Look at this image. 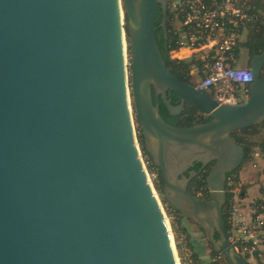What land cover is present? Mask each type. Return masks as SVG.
<instances>
[{
  "label": "water",
  "instance_id": "95a60500",
  "mask_svg": "<svg viewBox=\"0 0 264 264\" xmlns=\"http://www.w3.org/2000/svg\"><path fill=\"white\" fill-rule=\"evenodd\" d=\"M168 3L0 0V264H179L133 109L167 203L226 264H251L223 211L227 175L245 158L234 133L264 123V52L250 58L249 96L220 103L167 66L156 20L160 9L167 47ZM160 102L209 120L173 125ZM195 163L211 165L204 198L183 174Z\"/></svg>",
  "mask_w": 264,
  "mask_h": 264
},
{
  "label": "built area",
  "instance_id": "2783aa9c",
  "mask_svg": "<svg viewBox=\"0 0 264 264\" xmlns=\"http://www.w3.org/2000/svg\"><path fill=\"white\" fill-rule=\"evenodd\" d=\"M261 4L264 0H169L175 22L169 32L175 44L172 51L189 53L186 57L195 61L193 70L202 75L196 87L220 103L237 104L249 96L254 76L250 66L241 65L242 43L251 30L264 27ZM133 119L136 123L135 116ZM135 131L139 136L140 129L135 126ZM257 145L243 163L251 176L257 177L250 181L256 188L254 197L248 199L249 191L243 189L238 175L230 179V199L224 207L228 238L248 262L264 251V143ZM141 157L155 188L158 170L151 167L149 156L142 150ZM196 194L202 197L203 191Z\"/></svg>",
  "mask_w": 264,
  "mask_h": 264
},
{
  "label": "trees",
  "instance_id": "16d2710c",
  "mask_svg": "<svg viewBox=\"0 0 264 264\" xmlns=\"http://www.w3.org/2000/svg\"><path fill=\"white\" fill-rule=\"evenodd\" d=\"M261 5L264 6V4H261ZM161 18H162V14L160 12V9H158L156 26H159V24L161 22ZM156 37L158 40V44L161 48V51L163 53L164 59L167 63V66L169 67L170 71L173 74H175L178 78H180L186 82L196 83V80H194V73H193V65H194L195 61L193 59H178V58L171 59L170 51L175 49L174 39L170 34L168 46L165 47V40L163 38V32H162L161 27H158ZM242 46L246 50V52L248 53V64H249L250 58L253 55L260 54V53L264 52V27H262L259 30H256V29L251 30L248 34L246 41H244L242 43ZM263 72H264V68H263ZM172 104H176V101H172ZM160 113H161L162 117L167 122H169L173 125H177V126H189V125H194V124L206 122L209 120V118H206L195 106H192V105H188L186 111L183 112L182 114L177 115V116H172L169 114V112L166 109V107L164 106V104L162 102H160ZM262 129H264V123L260 124V125L251 126V127L239 130V131L234 133V136L236 137L237 141L245 147L244 162H246V159H247V157L251 151L252 146L258 143L257 140L251 141L248 138L255 137L256 135L260 134L262 132ZM139 139H140L141 144L143 145L144 153L146 155H148L150 158L151 167L157 168L155 166V164L153 163L151 155H149V153L144 148V139H143V136L141 135V133L139 135ZM242 166H243V164L239 168L234 170L232 173H229L227 175L228 180L236 179L238 176V173L240 172V170L242 168ZM200 168H201V164L196 163L195 170L198 171V170H200ZM157 170H158L157 189L162 194L163 193L162 192L163 180H162V177H161V174H160V171L158 168H157ZM206 175H207V172L204 174L200 173L191 182V188L195 192L197 190H202L206 194V192H207L206 191V185H207L206 184ZM245 188L246 187H244V189ZM163 199H164V197H163ZM164 201H166V200L164 199ZM171 209H172V211L178 213V211H176L172 206H171ZM178 214L180 217H183L180 213H178ZM223 214H224L225 223L227 225L226 212L224 211ZM180 221H182V220L180 219ZM227 227H228V225H227ZM185 230L187 231L186 227H185ZM218 237H219V234L216 233V238H218ZM212 252L216 255H219L213 249H212Z\"/></svg>",
  "mask_w": 264,
  "mask_h": 264
},
{
  "label": "rangeland",
  "instance_id": "374dc122",
  "mask_svg": "<svg viewBox=\"0 0 264 264\" xmlns=\"http://www.w3.org/2000/svg\"><path fill=\"white\" fill-rule=\"evenodd\" d=\"M170 54L172 55V57L178 58V59L180 58L181 59L182 58L191 59V57H186L189 54L188 52L176 53V52L170 51ZM127 57H128V62H127L128 75L130 77L131 65H130L129 50H127ZM244 58H245L244 55H242L241 56L242 62ZM193 73H194V80L198 81L202 78V75L199 74L198 71L193 70ZM132 112H133V116H135L134 109ZM135 126L137 129H139V125L137 122L135 123ZM248 139H250L251 141L257 140L258 145L264 143V129H262V132L260 134L256 135L255 137L248 138ZM138 140H139V137H138ZM257 144L252 146L251 151L253 150V147H255ZM140 147L143 151L142 144L140 145ZM245 164L242 166L238 175L239 177H241L242 187H246V189H248L249 187L252 186L250 181L255 180L257 177L251 176L249 167L248 165H245ZM148 171L149 173H151L152 170L148 168ZM154 186H155V189L157 190V186L155 183H154ZM254 192H255V189L253 188L251 190V193H254ZM157 195L159 196L163 209L165 210L166 215H167V220H168V224L170 227L172 240H173L175 252L179 260V263L180 264H226L224 259L219 258L218 255L212 252L211 245L207 241L205 232L199 226V224L196 223L191 218L180 217L178 213L172 211L171 205L167 203L166 201H164L163 194H161L160 191H158ZM180 219L182 221H180ZM185 227L187 228V231L185 230ZM253 256H257L260 264H264V262H262L259 259V256H260V258L264 260V251L263 252L259 251L257 255L254 254ZM251 259H252L253 264H257L256 260L253 257Z\"/></svg>",
  "mask_w": 264,
  "mask_h": 264
},
{
  "label": "flooded vegetation",
  "instance_id": "af4514ba",
  "mask_svg": "<svg viewBox=\"0 0 264 264\" xmlns=\"http://www.w3.org/2000/svg\"><path fill=\"white\" fill-rule=\"evenodd\" d=\"M162 18H161V22H160V24H159V26H157V29H158V27H161V29L163 30V28H162ZM166 26H167V29H168V31L170 32V30L173 28V26H174V18H173V15H172V13H171V11H170V9L168 8V15H167V17H166ZM156 33H157V30H156ZM169 36H170V33H169ZM170 98L172 99V101H176V104L178 105L180 102H179V99L177 98V96L174 94V93H172L171 95H170ZM188 106V105H187ZM206 118H208V117H206ZM195 165H196V163H195ZM210 166L211 165H207L206 167H204V168H200V170H195V166L194 167H190L188 170H186L183 174L185 175V176H191L192 178H191V180H190V182H189V186H188V189L191 191V192H193V193H195L196 194V192L191 188V182L193 181V179L195 178V177H197L200 173H202V174H204V173H208V171H209V169H210ZM191 172H196V174L195 175H190L191 174ZM229 183H230V180H228V178H227V181H226V188H225V190H226V193H227V197H228V200L230 199V193L227 191V189L229 188ZM206 194L203 192V195H202V197L204 198V197H207V195L209 194V189H208V187H207V185H206ZM175 209V208H174ZM177 211V210H176ZM179 213V212H178ZM200 226V225H199ZM201 227V226H200ZM219 256V258H222V259H224L221 255H218ZM259 259L262 261V262H264V260L263 259H261L260 258V256H259ZM225 261V260H224ZM250 262V261H249ZM251 264H253V262H250ZM256 263L257 264H260V262L258 261V258H256Z\"/></svg>",
  "mask_w": 264,
  "mask_h": 264
},
{
  "label": "crops",
  "instance_id": "0c3cea01",
  "mask_svg": "<svg viewBox=\"0 0 264 264\" xmlns=\"http://www.w3.org/2000/svg\"><path fill=\"white\" fill-rule=\"evenodd\" d=\"M246 41V40H245ZM242 55H244V60H243V62H242V60H241V65L242 66H249V64H248V53L246 52V50L244 49V51L241 53V56ZM252 183V182H251ZM255 189L256 190V188L254 187V185L252 184V186L251 187H249L248 189H244V187H243V189L244 190H248L249 191V196H248V199H252L253 197H254V193H251V190L252 189Z\"/></svg>",
  "mask_w": 264,
  "mask_h": 264
},
{
  "label": "bare ground",
  "instance_id": "6f19581e",
  "mask_svg": "<svg viewBox=\"0 0 264 264\" xmlns=\"http://www.w3.org/2000/svg\"><path fill=\"white\" fill-rule=\"evenodd\" d=\"M167 222H168V220H167ZM170 237H171V241H172V244H173V240H172V236H171V231H170ZM173 247H174V244H173ZM175 249V248H174ZM175 255H176V252H175ZM176 258H177V255H176ZM177 260H178V258H177ZM178 262H179V260H178ZM180 264V263H179Z\"/></svg>",
  "mask_w": 264,
  "mask_h": 264
}]
</instances>
